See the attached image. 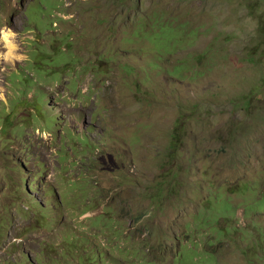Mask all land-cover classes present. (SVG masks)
Segmentation results:
<instances>
[{"label": "rangeland", "instance_id": "obj_1", "mask_svg": "<svg viewBox=\"0 0 264 264\" xmlns=\"http://www.w3.org/2000/svg\"><path fill=\"white\" fill-rule=\"evenodd\" d=\"M0 29V264H264V0H0Z\"/></svg>", "mask_w": 264, "mask_h": 264}, {"label": "clouds", "instance_id": "obj_2", "mask_svg": "<svg viewBox=\"0 0 264 264\" xmlns=\"http://www.w3.org/2000/svg\"><path fill=\"white\" fill-rule=\"evenodd\" d=\"M9 35H13V33L11 32L10 29L7 30V31H4L3 29H0V38L7 39V37H8ZM137 223H138V226H139V227L142 226V225H141V222H137ZM67 232H68L69 234H72V233H73V232H72L71 230H69V229H67Z\"/></svg>", "mask_w": 264, "mask_h": 264}, {"label": "trees", "instance_id": "obj_3", "mask_svg": "<svg viewBox=\"0 0 264 264\" xmlns=\"http://www.w3.org/2000/svg\"><path fill=\"white\" fill-rule=\"evenodd\" d=\"M261 26V25H260ZM262 29V28H261Z\"/></svg>", "mask_w": 264, "mask_h": 264}]
</instances>
